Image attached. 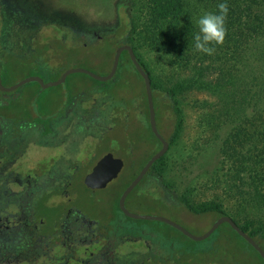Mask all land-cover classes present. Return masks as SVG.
I'll return each instance as SVG.
<instances>
[{
  "label": "rangeland",
  "instance_id": "1",
  "mask_svg": "<svg viewBox=\"0 0 264 264\" xmlns=\"http://www.w3.org/2000/svg\"><path fill=\"white\" fill-rule=\"evenodd\" d=\"M188 2L189 9L194 12L196 25L202 15L212 12L209 0ZM149 11L147 0H0L1 19H5L10 27H16L12 33L8 34L6 29L0 33L2 44L6 37L7 41L29 38L24 33L25 27H28L26 15L27 19L31 20L32 17L34 25L28 36L33 41L44 43L40 46L34 42L28 46L29 49L25 45L18 46V42L16 46L13 45L14 54L4 55V64L0 65L3 84H15L35 75L41 76L46 82L53 81L60 79L71 68H85L106 75L111 71L116 51L125 39L124 35L113 36L114 31L123 17L135 18L138 27L132 35L137 43L136 53L149 71L156 88L153 94L158 129L166 139L172 137L178 119L176 108L179 110L180 128L179 136L156 169V173L159 171L157 175L154 177L153 171L142 184V189H149L151 194L162 198L159 204L154 203L149 194H145L140 203L133 200L128 202V199L127 207L139 214L168 217L197 235L207 231L218 216L212 213L196 215L191 209H203L210 204L226 210L241 225L250 220L255 227H264V203L256 206L255 198L251 197L256 189L240 179L245 175L242 165L250 163L252 158L248 156L252 154L249 149L253 148L256 140V114L252 113V109H247L246 114H240V120L234 124H223L229 114L222 108V95L215 94L203 84L198 86L192 80L198 69L195 58L187 61L174 51L167 53L149 43L144 33ZM25 50L29 52L28 58L24 56ZM224 53L223 60L227 58L230 62L223 65V69L221 67L223 74L219 77L224 76L226 79L234 73L235 57L230 58L231 53ZM219 72V69H215L212 75L209 73V77L213 81L221 80L216 78ZM117 74L121 80L110 84V80L100 81L86 73L74 72L58 85L43 87L39 82L31 81L14 91L0 90V96L6 94L9 97L7 99L11 103L6 113L17 122L25 116L32 119L58 114L77 90L110 88L112 93L100 96L97 105L103 110L101 114L106 124L112 128H107L104 131L107 136L95 143L99 151L108 149L119 153L128 164L131 163L128 148L133 146L135 148L131 150L136 153V157L132 162L134 166L124 173L125 180L102 192L100 197L104 201L101 200L94 210L103 217L108 213H117L125 218L119 209L116 211L115 196L142 164L161 149V144L151 130L144 79L125 52L121 54ZM219 82L222 84V81ZM93 95L91 93L88 96L91 97L88 102ZM31 134L27 133L28 140L32 139ZM116 140L123 145L121 149ZM65 142L69 144L64 145L69 148V151L66 149L68 152L81 154V157L89 155L88 151H83L85 147L93 146L92 141L77 140V143L85 146L79 151V144L73 139ZM244 153H247V160L243 159ZM78 190L82 197L88 196L86 189ZM165 203H171L173 207ZM57 212H53L52 216ZM126 223L156 232L158 240L170 244V247H164V254L172 257L171 264L205 261L201 252L211 245L208 238L192 241L160 220L134 219ZM219 234L221 239L222 233ZM222 244L227 250L225 238ZM194 252H200V255L192 257Z\"/></svg>",
  "mask_w": 264,
  "mask_h": 264
},
{
  "label": "flooded vegetation",
  "instance_id": "2",
  "mask_svg": "<svg viewBox=\"0 0 264 264\" xmlns=\"http://www.w3.org/2000/svg\"><path fill=\"white\" fill-rule=\"evenodd\" d=\"M4 13L3 11L2 14ZM13 15L16 18L15 12ZM27 17L26 15L25 20L28 27H25L24 33L28 39L7 41L6 37L2 44L0 37L1 66L4 64V55L14 54L13 45L16 46L17 42L18 46L26 47L34 42L40 46L44 44L33 41L32 37L28 36L34 25L32 17L29 16L32 21ZM0 23V33L5 29L8 34L15 31L16 27H10L11 25L1 17ZM28 55L29 52L26 51L24 56L28 58ZM116 76L110 79V84ZM12 85L14 83L5 84L7 87ZM109 92L112 93L110 88L97 90L92 87L88 90H77L58 114L32 119L25 116L17 122L6 113L11 103L7 99L9 97L1 94L0 264H171L172 257L164 254V247H170V244L158 240L156 232L127 224V220L142 218L127 215L120 206L123 192L149 159L115 196L116 211L119 209L125 218L117 213H108L103 217L94 210L101 200L104 201L100 197L102 192L125 180L124 173L134 166L132 162L136 157V153L131 150L135 148L133 146L128 148L130 164L119 153L108 149L99 151V146L97 148L95 141H102L107 136L104 131L112 128L106 124L101 114L103 110L97 105L99 97ZM91 93L94 95L88 102ZM86 97L88 98L85 100ZM27 133H32L31 140L26 138ZM65 135L68 136L67 139L64 138ZM69 139H73L77 145V140L92 141V148L81 144L77 147L80 151L84 146L83 151H88L89 155L81 157V154L68 152L69 148L66 146L69 144L65 140ZM116 142L121 149L123 145L119 140ZM65 144L67 145L64 146ZM135 151L137 152V149ZM109 153L123 161L118 175L105 186H89L86 183L87 175ZM149 171L127 196L125 206L129 211L131 210L127 207L128 199V202L133 200L140 203L145 194H149L154 203L159 204L161 201L159 195L151 194L149 189H142V184L153 171L154 177L159 172L156 173V169ZM78 189H86L88 196L82 197ZM165 204L173 207L171 203ZM56 210L58 212L53 217ZM166 225L190 238L177 227L169 223ZM201 255L205 256L206 253L201 252Z\"/></svg>",
  "mask_w": 264,
  "mask_h": 264
},
{
  "label": "trees",
  "instance_id": "3",
  "mask_svg": "<svg viewBox=\"0 0 264 264\" xmlns=\"http://www.w3.org/2000/svg\"><path fill=\"white\" fill-rule=\"evenodd\" d=\"M147 2L150 11L145 20L144 33L149 43L154 48L167 53L174 51L187 61L195 58L194 63L198 69L192 80L198 86L203 84L215 94L222 95V108L225 113L229 114V118L224 119L223 124H234L240 120L242 114H246L247 109H252V113L256 114L254 117L257 128L254 134L256 140L253 143V148L249 149L252 154L248 156L252 158L250 163L246 162L242 165V170L245 175L248 173V176H241L240 179L256 189L251 194V197L255 198V205L264 203V190L261 191L264 189V0H209L210 11L213 13H218L217 5L219 3H227L229 9L226 21L227 36L223 45L216 46V51L211 56L194 50V36L198 32V27L194 12L188 7V0H147ZM137 27L135 18L123 17L113 36L124 35L125 39L121 45L129 44L136 52L137 43L132 34ZM124 52L136 69L128 51ZM224 52L231 53L230 58L235 57L234 73L228 75L226 79L224 76L219 77L223 74L221 67L223 69V65L230 62V59L227 58L223 60ZM137 57L144 69L148 71L138 55ZM215 69L220 70L216 78L221 80L213 81L209 77V73L212 75ZM227 70L229 69L227 68ZM116 75L118 76V74ZM117 76L114 82L118 83L121 76ZM219 81H222V84ZM152 89H156L153 83ZM176 114H178L176 132L174 131L170 139L167 138L170 145L179 136L180 116L177 108ZM153 135L157 138L154 133ZM159 142L162 146L160 140ZM246 156L247 153H244V160L248 159L245 158ZM163 159L164 157L160 158L150 171L157 169ZM248 178L250 181H247ZM191 212L196 215L212 213L218 217L229 215L226 210L214 204L203 209L192 208ZM231 217L239 224L235 217ZM239 225L264 248V227H255L250 220L245 225ZM220 232L222 233L221 239ZM224 238L228 242L227 250H225L224 244L221 246V243H224ZM188 239L195 241L191 238ZM208 240L211 245L203 251L206 253L205 261H201L203 264H264V258L260 252L229 223L222 224ZM193 254L194 257H197L200 252ZM209 254L211 255L210 259H208ZM220 255L221 259H219ZM201 262L194 261L192 264H201Z\"/></svg>",
  "mask_w": 264,
  "mask_h": 264
},
{
  "label": "water",
  "instance_id": "4",
  "mask_svg": "<svg viewBox=\"0 0 264 264\" xmlns=\"http://www.w3.org/2000/svg\"><path fill=\"white\" fill-rule=\"evenodd\" d=\"M125 50L128 51L130 58L132 62L134 63L137 71L140 73V75L144 79L148 106H149L151 129L153 133L156 135V137L161 141L162 146H161V149H159L148 160V162L144 165V167L141 169L139 174L133 179V181L128 185V187L123 192L120 198V206L122 210L131 217L142 218V219H157V220L169 223L177 227L188 237L196 241L209 238L222 224L229 223L231 227L235 229L241 236H243L249 243H251L257 249V251L260 252L262 257L264 258V248L252 236H250L230 215H223V216L218 217L217 220L211 225V227L207 231H205L203 234L197 235V234L192 233L187 228H185L184 226L180 225L179 223H177L176 221L168 217L159 216V215L156 216V215H151V214H138V213L131 212L126 208L125 200L127 196L143 180L144 176L149 171L151 166L156 161H158L160 158H162L170 147L169 141L160 133L158 129L157 118H156V108H155V103H154V94H153V89H152V79H151L150 73L144 69L143 65L138 60V57L136 55L134 48L131 45L124 44L118 47L116 54H115L112 69L106 75H100V74H97L85 68H71L65 71L62 77L57 80L46 82L41 76L35 75V76L27 77L19 81L18 83L7 87L3 84L2 75L0 72V89L5 90V91L14 90L31 81H37L43 87L54 86V85H58L64 82L67 76L74 72L86 73L97 80L107 81V80L112 79L116 75L121 54ZM122 166H123L122 159L115 158L112 153H109L106 156H104L94 167L93 171L87 175L86 183L89 186H105L109 181H111L113 178H115L118 175Z\"/></svg>",
  "mask_w": 264,
  "mask_h": 264
},
{
  "label": "clouds",
  "instance_id": "5",
  "mask_svg": "<svg viewBox=\"0 0 264 264\" xmlns=\"http://www.w3.org/2000/svg\"><path fill=\"white\" fill-rule=\"evenodd\" d=\"M218 13L207 12L197 20L198 32L194 36L196 52L213 55L216 46H222L227 36V3L217 5Z\"/></svg>",
  "mask_w": 264,
  "mask_h": 264
}]
</instances>
